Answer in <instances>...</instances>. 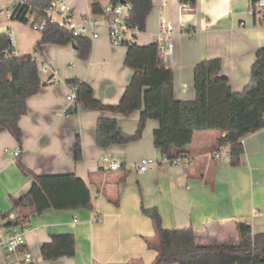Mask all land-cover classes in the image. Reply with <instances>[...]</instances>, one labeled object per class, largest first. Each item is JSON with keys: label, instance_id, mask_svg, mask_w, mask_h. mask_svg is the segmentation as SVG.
Returning <instances> with one entry per match:
<instances>
[{"label": "crops", "instance_id": "obj_1", "mask_svg": "<svg viewBox=\"0 0 264 264\" xmlns=\"http://www.w3.org/2000/svg\"><path fill=\"white\" fill-rule=\"evenodd\" d=\"M93 1L67 0L76 16L89 13ZM152 4L138 44L156 41L162 18L173 25V48L164 62L173 72L176 99L194 97V65L212 57L221 59L220 75L228 78L233 91L245 87L255 51L264 43V6L253 7L249 0H195L194 8L179 0ZM6 27L14 38L13 27ZM40 36L28 42L32 53L20 52L13 42L17 54L35 56L46 84L26 100L28 110L18 120L21 144L8 131L0 133V231L16 215L11 198L27 193L32 183V177L18 168L14 152L34 174L74 173L76 189L90 194L93 208H53L30 217L24 247L32 264H151L156 251L147 247L145 238L152 236L154 227L142 207H156L166 229L193 228L200 245L237 242L238 222L248 224L252 233L264 231V127L241 138L243 153L236 165L229 163L227 147L218 146L217 130L195 132L183 160L175 165L165 162L153 144L152 132L158 126L153 119L131 142L99 145V118L133 135L141 111L124 116L78 106L69 113V81H85L97 100L114 105L133 74L123 64L126 46H112L102 22L86 59L77 57L71 43H48L35 52ZM106 153L121 157L123 167L100 170V157ZM150 158L155 163L139 171L137 163ZM4 214L9 216L3 218ZM55 233H72L75 253L44 260L39 248ZM0 264H15L1 246Z\"/></svg>", "mask_w": 264, "mask_h": 264}, {"label": "trees", "instance_id": "obj_2", "mask_svg": "<svg viewBox=\"0 0 264 264\" xmlns=\"http://www.w3.org/2000/svg\"><path fill=\"white\" fill-rule=\"evenodd\" d=\"M51 1L25 0L24 6L20 10L17 7L10 19L27 23L30 10L43 17L44 9ZM123 1H130L133 7L128 22L138 24L144 30L146 17L153 9L152 0H107L111 5ZM179 1L195 7V0ZM249 1L253 7L257 2ZM103 6L95 0L89 6V13L96 17L104 11ZM40 34L35 52L48 43L60 46L71 43L78 58L86 59L90 53V38L75 36L65 27L47 22ZM12 50L9 29L0 30V133L8 131L20 145L22 132L18 120L28 110L26 100L46 82L38 74L37 59L33 54L14 55ZM255 53L250 79L241 91L231 89L228 78L220 75L221 59L212 57L194 65V97L178 100L174 96L173 72L166 67L157 43H130L126 46L123 64L132 69L133 74L119 101L114 105L103 103L94 97L88 83L72 79L69 83L76 86V99L66 111L74 113L79 106L128 116L140 110L139 123L133 135L122 134L111 120L99 118L95 132L97 143L107 146L116 141L131 142L141 135L146 121L153 119L158 122L152 132L154 147L169 160L179 154L185 155L195 132L217 130L218 146L227 147L229 163L236 165L243 153L241 138L264 127V43ZM15 159L21 172L32 177V183L27 193L11 198L16 215L14 220L4 224L6 228L12 225L27 227L30 217L47 209L93 208L90 194L76 189L78 179L74 173L34 174L19 154ZM141 210L154 227L152 236L145 238L147 247L156 251L151 264H264V231L252 233L251 227L244 222L236 223L237 242L200 245L196 242L193 228L166 229L156 207H142ZM8 216L4 214L2 217ZM50 240L39 248L44 260L74 255L76 241L72 233H55Z\"/></svg>", "mask_w": 264, "mask_h": 264}, {"label": "built area", "instance_id": "obj_3", "mask_svg": "<svg viewBox=\"0 0 264 264\" xmlns=\"http://www.w3.org/2000/svg\"><path fill=\"white\" fill-rule=\"evenodd\" d=\"M25 4V0H14L10 9H6V14H14L17 7L19 10ZM256 4L264 6V0H257ZM104 11L94 17L90 13H86L80 16H76L69 6L67 0H52L47 8L44 9L43 17H38L32 10L28 11L27 17H32L31 27L36 30L42 31L45 28L47 22L55 24L62 28L69 29L73 35L80 36L86 35L91 39H94L98 34V27L100 22L106 25L108 32V41L113 46H127L130 43H138V36L143 32L138 24H132L128 22V19L132 11V3L118 2L116 4H109L108 2L103 6ZM19 11L17 10L16 13ZM173 25L166 19L162 18L159 21V29L156 36V43L160 56L163 59H167L173 48ZM9 37L11 44H13L12 54L16 53L14 46L13 31L9 29ZM66 100L72 103L76 99V86L70 85ZM69 106L67 105V108ZM8 154L9 152L6 151ZM18 152H14L13 156L16 157ZM217 156V154H215ZM184 154H179L176 158L169 160L163 157L165 162L170 164H178L183 160ZM151 163H155V160L143 159L137 163L139 171H145ZM100 170H117L123 166V159L114 154H103L99 160ZM15 216L11 217L14 220ZM24 227L19 225H12L0 231V246L5 249L10 260L15 264H31L30 252L24 247Z\"/></svg>", "mask_w": 264, "mask_h": 264}, {"label": "rangeland", "instance_id": "obj_4", "mask_svg": "<svg viewBox=\"0 0 264 264\" xmlns=\"http://www.w3.org/2000/svg\"><path fill=\"white\" fill-rule=\"evenodd\" d=\"M14 0H0V27L2 31L7 30L6 25H11L14 30V41L16 46L18 47V50L20 52H26V53H32L29 52L28 47V42H30L32 39L37 38L40 36V31L34 29L31 27L32 23V17L29 19L27 23L20 22L16 19L12 20L10 19V15L6 14L5 9L8 8L10 9L13 5ZM23 44L22 48L23 50L20 49V44Z\"/></svg>", "mask_w": 264, "mask_h": 264}, {"label": "water", "instance_id": "obj_5", "mask_svg": "<svg viewBox=\"0 0 264 264\" xmlns=\"http://www.w3.org/2000/svg\"><path fill=\"white\" fill-rule=\"evenodd\" d=\"M185 1H187V2H194V0H185Z\"/></svg>", "mask_w": 264, "mask_h": 264}]
</instances>
